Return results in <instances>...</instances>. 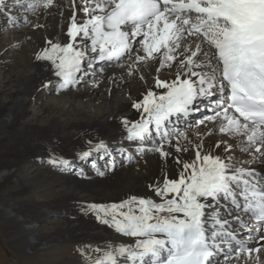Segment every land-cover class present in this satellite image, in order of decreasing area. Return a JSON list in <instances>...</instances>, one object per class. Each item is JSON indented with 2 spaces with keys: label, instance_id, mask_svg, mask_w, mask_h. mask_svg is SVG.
<instances>
[{
  "label": "snow or ice",
  "instance_id": "obj_1",
  "mask_svg": "<svg viewBox=\"0 0 264 264\" xmlns=\"http://www.w3.org/2000/svg\"><path fill=\"white\" fill-rule=\"evenodd\" d=\"M54 7L56 0H0V14L17 27L30 22L28 13ZM69 7L62 38L45 39L35 60L49 67L57 90L78 85L97 65L132 76L158 62L152 86L131 104L139 118L123 117L121 126L137 154L175 166L147 185L152 196L88 205L100 223L133 240L82 248L88 264H264V0H80L79 8L71 0ZM173 69L174 78H160ZM197 112L208 114L189 127H212L193 141L177 122ZM214 132L232 143L206 148ZM189 151L193 157L182 159ZM111 152L133 160L129 148L110 149L102 139L86 141L77 159L103 177L90 158ZM47 162L85 175L69 158L50 153ZM105 167L114 171V158Z\"/></svg>",
  "mask_w": 264,
  "mask_h": 264
},
{
  "label": "bare ground",
  "instance_id": "obj_2",
  "mask_svg": "<svg viewBox=\"0 0 264 264\" xmlns=\"http://www.w3.org/2000/svg\"><path fill=\"white\" fill-rule=\"evenodd\" d=\"M56 4L59 7L27 14L28 17H31L30 27L32 29L28 28L29 30H25L21 28L22 26L17 28L11 23L10 32H16L17 35L10 39L11 42L2 46L15 51L24 41H31L29 49L25 50V61L24 59L19 61L21 69L12 70V73L15 71L14 75L5 74V77L0 80V83H4V85L0 84V94H4V97H0V187L6 186L7 183L13 182L18 178L21 179L18 175L19 169H17V165L23 161L29 160L35 166L46 164L50 153L69 159L73 157L76 161L78 153L86 147V141L88 140L96 141L102 139L109 144L110 148H120L121 146H114V144L117 142L118 137L125 136L124 129L121 126V119L123 117H127L129 120L139 118L138 113L131 108V104L140 97V94L146 88L152 86L153 77L156 75L155 69L158 66L156 61L142 66L139 72L132 76L122 71L120 66L107 69L103 74H100L95 68L96 71L92 72L97 74L94 81L95 83L98 82L99 86L101 84L100 87L98 86L99 88L104 86L105 92L109 93L111 86H114V88L119 87L124 92L123 95L125 97L119 99L113 96L112 100L115 102L113 106L102 107L100 103L89 105V100H101L100 94L105 93L103 90L99 91V88L89 85L87 89H83L81 86L78 89L80 92L68 98L58 97L57 102L49 101L48 105L44 107L42 104L43 99L38 98L41 91H46V97H48L50 94L58 93L60 95V93L68 92L69 90H57L55 87L56 78L52 75L49 67L45 63L36 61L34 55L44 46L45 39H51L54 36L62 38L61 32L66 28L67 18L71 15L70 1L56 0ZM63 10L64 13L61 15ZM12 14L17 16L24 15L22 12H13ZM80 17L78 10V19ZM4 19L9 22L7 17L0 14V27ZM21 24L23 25V21H21ZM34 24L44 25V27L34 29ZM4 60L6 58L2 52V55L0 54V70L6 68L3 64ZM140 73L143 74L147 83L141 81L139 78ZM113 74L117 78L115 84L110 79ZM122 75L123 79H120ZM160 78H174V69L171 71L163 70L160 73ZM50 80L52 84L45 87V84ZM12 83L14 85L18 84L13 87ZM9 90H11L10 95L6 96ZM84 98H87V100L83 103L81 100ZM35 100L38 105L36 104L37 106H35L37 110L33 111L34 118L32 120L36 121V123H28L25 129H19L24 116L27 115V104ZM60 103L64 105L60 106ZM66 105L68 106L67 108ZM51 108L53 109L52 113L49 112ZM71 109H74L83 117L73 120L75 124L67 128L62 117L67 115ZM47 112H49V115L46 114ZM211 127L212 125L209 124L207 127L202 125L198 129L192 127L193 129L187 130L190 139L195 141L197 139V131L203 134ZM12 129H15L14 132H12ZM212 135L214 138L210 136L204 138L206 148L217 140H227L228 143H232L227 137L218 133L214 132ZM130 145L126 141L123 146H128L127 148H129ZM133 154H136L134 150ZM150 154L152 156L150 163H141V165L133 166L134 168L138 167L135 171H131L129 168L126 173L128 175H124L125 173L121 172L113 175L112 172H107L106 170V175L101 177L91 169L88 171L84 170L85 175L80 176L76 174V171H69L70 174L64 171L65 176L63 181H60V184L58 181L60 179L53 180L52 178L55 183L53 186L57 188L61 185L63 189L72 190L63 191L59 199L40 204L31 201L24 204L15 203L8 208L0 207V214L6 222L12 221L14 223L13 234L24 238L29 248L50 243V240L47 239L51 238V235L38 233L36 229L39 222H43L52 216H60L68 223L63 228L65 233H73V236L75 234L79 236L88 233L92 239L111 241L112 235L116 232L100 223L92 212L85 211V209L92 203L107 204L109 201L110 203L120 201L133 194L152 196L147 185L152 183L157 177H160L164 171H167L171 176L175 166L171 159L164 161L157 154ZM233 155L237 159L245 158L238 151L234 152ZM192 157L193 153L191 151L182 155V159H191ZM121 163H124L123 160ZM47 164L49 168L51 165ZM131 165H135V162L126 166ZM48 168L46 167V169ZM35 176H38L35 179L36 181L39 177H42V173ZM32 186L33 184L26 186L24 190H30ZM79 190L85 194L80 195L78 193ZM106 192L110 193V196L108 194L105 195ZM107 197L110 198L107 199ZM116 234L118 236L121 235ZM116 239L113 238L114 243L108 242L107 246H114L119 242L133 243L131 238L125 236ZM108 247L105 246L102 249ZM262 259H264V256H262Z\"/></svg>",
  "mask_w": 264,
  "mask_h": 264
},
{
  "label": "rangeland",
  "instance_id": "obj_3",
  "mask_svg": "<svg viewBox=\"0 0 264 264\" xmlns=\"http://www.w3.org/2000/svg\"><path fill=\"white\" fill-rule=\"evenodd\" d=\"M64 13V10L63 12ZM29 18L28 24H23L22 29L29 30L32 29L31 26V17ZM5 20V19H4ZM3 20V21H4ZM9 23H5L2 28H0V54L2 55V52L5 55L6 60H4L3 64L6 66V68L0 70V80L5 77V74L14 75L16 69L20 70V62L21 60L26 59L25 50H28L30 47V40L24 41L19 47L16 48L15 51H12V49L9 48H3V45H6L5 43L11 42V38L14 35H17L16 32H10L9 27L6 25ZM19 28V27H17ZM29 28V29H28ZM9 30V31H8ZM17 53V54H16ZM19 57V58H17ZM12 70L13 71L12 73ZM17 70V71H18ZM1 85H4V83H0ZM18 83L15 85L12 83L11 85L15 87ZM92 84H95V81L91 83H86L84 86H82L83 89H87V86H93ZM101 86V84H100ZM99 86V87H100ZM97 87V88H99ZM79 89V88H78ZM78 89L69 90L68 92L60 93H53L50 94L48 97H46L47 93L46 91H41L40 95L38 96L39 99H43L42 104L44 107L48 105V102H57L58 97L68 98L72 95H74L77 92H80ZM99 91L103 90L105 92L104 86L98 89ZM73 91V92H71ZM11 90L6 94V96L10 95ZM62 94V96H61ZM124 92L120 90L119 87L111 86L109 93L105 92L100 94L101 100H89V105L100 103L103 106H109V105H115V102L112 100L113 96L116 98L122 99L125 97ZM4 97V94H0V97ZM128 97V96H126ZM87 98L82 99L81 101L84 103ZM38 105V102L36 100L32 103L27 104V115L24 116L22 125L19 127V129H25L26 124L28 123H36V121L32 120L34 118L33 111H36V107ZM63 103H60V106H63ZM68 106L66 105V108ZM50 113L53 112V109L51 108L49 110ZM49 112L46 114L49 115ZM83 115H79L77 111L74 109H71L70 112L63 116V122L64 125L69 128L70 126L74 125L75 122L73 120L77 118H81ZM19 129H17L19 131ZM15 129H12V132H14ZM194 131V130H193ZM191 131V132H193ZM210 137L214 138L213 135ZM150 154V152H149ZM144 156V159H140L139 162H135V165L131 166H125L123 164L122 167L117 168L116 170L112 171L113 175H117V173H125L126 174L129 171V168L131 171H135L138 169V166L146 163H150L152 156L150 154ZM8 157V155H7ZM149 157V158H148ZM142 158V157H141ZM48 163V162H47ZM38 164L34 165L33 162H30L29 160L23 161L20 164L17 165V169H19L18 175L21 179H16L13 182L7 183L6 186L0 187V207L1 208H8L12 204L19 203L24 204L27 202H34V203H49L53 200L60 198V195L64 192H68L72 189H63L59 187H54L55 184L53 180H58L59 184L63 181V177L65 176L64 171L62 172L58 171L59 169H55L52 166H49L48 164ZM130 165V164H128ZM119 166V165H118ZM46 167L48 169H46ZM50 169V170H49ZM42 173V177H39L36 181V177L34 175H40ZM70 174V172H68ZM53 178V180H52ZM24 180V181H23ZM61 181V182H60ZM33 184L32 188L30 190H24L26 186H29ZM58 189V190H55ZM110 191V190H109ZM119 192V191H118ZM80 195H83L81 190L78 191ZM108 194L110 196V193L106 192L105 195ZM110 197H107L109 199ZM115 202V201H113ZM110 203V201H109ZM108 204V203H107ZM10 222V223H9ZM6 222L3 217L0 214V264H88V261L84 254H82L81 249L85 248L86 246H91L92 248L95 247H108L109 243H114V239L122 238L123 236L117 235L116 233L113 234L112 240H95L92 239L88 233L73 236V233L66 232L63 229L68 224L64 221L63 218L60 216H52L48 219H46L43 222H39L37 224L38 227L36 229V232L42 233V234H48L51 235V238H48L47 240H50V243L41 244L39 246H34L32 248H29L27 242L24 238L20 237L19 235H14L13 226L14 223L12 221ZM65 223V224H64ZM117 235V237H115ZM116 239V240H117ZM47 242V241H46Z\"/></svg>",
  "mask_w": 264,
  "mask_h": 264
}]
</instances>
